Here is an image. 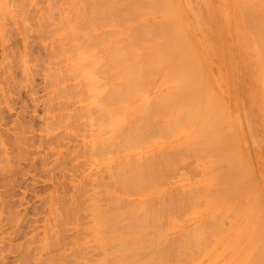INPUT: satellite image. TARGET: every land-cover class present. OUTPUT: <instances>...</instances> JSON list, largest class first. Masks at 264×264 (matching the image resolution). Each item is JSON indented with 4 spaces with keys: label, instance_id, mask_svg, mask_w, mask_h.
Masks as SVG:
<instances>
[{
    "label": "rangeland",
    "instance_id": "obj_1",
    "mask_svg": "<svg viewBox=\"0 0 264 264\" xmlns=\"http://www.w3.org/2000/svg\"><path fill=\"white\" fill-rule=\"evenodd\" d=\"M51 1L0 0V264H101V260L104 257L110 264H144L145 262H142L144 259H149L152 264H160L163 261L158 259L155 262L157 258L148 255L147 251H142L140 256L132 255L129 250H124L121 245H117L118 242L113 238L115 232V236H117V233L122 234H120V238L123 235L127 238L129 237V239L123 238L125 242L133 241L134 236L131 233L127 234L128 225L133 221L128 216L137 207L141 208V206H144L145 204L142 202L145 201L148 204L147 202L149 201L150 203L153 198V202L158 199V202L157 200L155 201L157 204L161 200L165 202L166 206L162 217L164 222L161 219L162 223H159L158 225L160 226L157 225L158 227L154 223V225H149L151 231L154 232L155 229L160 227L162 233L159 234L160 236L154 233L152 238L155 237L154 239L158 240L160 237L158 242H168V247H173L175 253L177 252L175 260L173 259L171 262L167 260L163 263L264 264V165L257 160V151H259L260 146L264 155V144L261 143L264 140L262 137L264 136V86L260 77L262 70L261 21L264 0H137L138 2L135 1L134 3L138 5L141 3V6L146 4L151 6L146 10L147 6L143 8L140 6L139 8L134 4L139 14L134 13L136 11L133 12L136 9L133 7L134 0H119L116 1L117 3L114 0L116 4L111 2L113 0H101V2L96 0V4L99 3L100 7H96L95 0H92L91 3L89 0L87 3L81 0L82 3L78 2L79 6L72 7V10L69 11L70 15L66 14L68 13L66 6L69 7L71 5L69 2L68 4L66 3L68 0L64 2L59 0L62 1V4L61 2H59L60 4L57 3L58 0H54L53 4L57 6V9L54 7L52 14L55 15V19L53 15L52 17L48 14V12H51V5H53ZM80 6L82 8L87 6L86 8L88 9H80ZM47 8L50 11L45 13L48 10ZM119 8L125 10L120 14ZM141 8H145L144 10L147 12L145 13L144 10L140 12ZM89 9L90 14L87 12ZM83 10L84 12H82ZM129 10L133 14L129 13ZM72 12L75 13V16L72 15ZM123 12L124 14L128 13L132 18L127 19L128 21H121L124 19ZM80 13L89 14V19L86 17L87 15H78ZM48 15L49 18H53V20L49 19L50 21H55L54 23L51 22L53 25L47 23L50 22ZM68 15V20L71 23L67 21L68 24H65L67 23L65 22L66 18L63 20L62 16L66 17ZM92 15L98 16V18L92 20ZM119 15L123 16L121 20ZM77 16L80 23L79 26H81L78 27H83L85 28L83 31L86 30L88 32V34L83 35L84 37L79 35L80 38L79 40L77 39L78 41L80 39L84 41L87 38L85 44L83 42L81 44L85 45L87 50L90 51L89 54L84 53L89 58V62L86 63L88 67L86 70L82 69L83 71L81 72H75H79L78 78L76 74H73L75 75L73 76L74 78L70 75L71 77L68 76L70 79L66 80V78H63L64 81H62L63 79L60 77L61 81H58L59 79H56V81L53 75L51 77V74L59 68L67 66L72 61L74 62L69 65H72L71 72L76 70L78 65L85 68L87 66H84V63L83 66L81 64L73 65L76 62L82 63L83 57L87 59V56L81 52L83 48L79 46L82 48L79 50L80 48L78 49V46L74 45L77 40H71V43H69L70 41L68 42L69 44L73 43L74 47L71 45L72 48L69 45L61 47V44L57 41L58 39L63 40L64 37L62 38V36L67 31L69 33L70 29H73L74 26L72 24L75 23ZM57 17H60L58 19L61 20L56 22ZM126 17L128 18V15ZM204 18L210 19L207 28L203 27V25L208 24L203 22ZM84 20L86 22L83 23ZM63 21L64 24H62ZM148 23L151 27H148ZM57 24L68 27L63 26L66 28L61 30L60 27L58 29ZM71 26L72 28L69 29ZM138 29L140 30L138 31ZM142 29L148 32L151 31L152 36L149 33L147 37L145 35L147 32L143 34ZM62 31L63 33L61 34L63 35L60 34ZM80 31H75L76 33L71 31L72 35L69 36V40L70 37L76 38L78 36L77 32ZM60 35L61 37H57ZM92 35L97 37L93 36L94 39H88L90 37L87 36ZM147 39H153L154 42L151 40L152 42L150 41V43ZM168 41H171V50L168 48ZM62 42L64 43L65 41ZM88 42L91 43V47ZM68 43L65 42L64 44ZM88 44L90 48H88ZM165 44L167 45L165 46ZM127 47L130 48L127 49ZM173 48L174 50L176 49L177 55ZM68 49L72 51L70 52L72 55H69ZM118 49L121 50L117 51ZM75 50L77 51L75 52ZM169 50L170 53L174 52L175 55L169 54ZM94 54L96 55L94 58L98 60H96L97 62L93 59ZM138 54L139 56L137 57ZM158 54L164 60L156 58L155 56ZM81 55L84 56L81 57ZM123 55L124 58H122ZM68 56H71L69 57L70 62L68 61ZM153 58L157 60H155L156 64L155 61L153 64L151 63ZM87 61L85 60L84 62ZM94 63H96L95 66L99 65V74L96 71L91 72L92 69L89 66L93 68ZM175 65L183 70L182 75L185 78L186 74L184 72H187V74L191 73L192 77L196 75L198 76L197 79H201V84L200 81L199 84L202 86L199 87L197 86L198 81H194L196 76L192 78L197 92L199 91L197 87L198 89L200 88L198 93L195 89L192 90L191 87L193 85L190 86L192 84V80H189L191 77L189 79L186 78L191 84L188 85L187 81V84L185 83V85L190 87H188L189 89L185 85L186 88L180 86V84L183 85L185 82V78H183L184 81H180L182 80L180 75H178V78L176 77L177 79H170V81L165 79L166 73L169 71L173 75L180 72L178 68H175ZM95 66L93 70L97 68ZM177 70L179 71L178 73L175 72ZM84 74L87 75L83 76ZM92 74H96L97 78L100 75L101 78L99 77V79L102 82L100 87L102 88L98 86L100 83L99 79L96 81L97 85L92 83L93 85L90 84V87H88L89 82H92ZM96 76L93 79H96ZM172 78H175V76ZM178 79L181 82L179 84L176 83ZM66 86L69 89L68 93L65 90ZM170 86L175 90V92L173 91V99L172 90L169 93ZM112 87L114 88L112 89ZM92 88L97 89V92L99 91L98 94H94L96 96L93 95L94 89ZM111 89L112 91L115 89L117 92H110L109 90ZM185 89L190 94L196 92L199 95L196 98L203 100V107L201 106V101L198 100L199 102H196L195 96H193V100H196V103H200L198 105L201 109H199L197 104L198 110L194 109V102L191 103L193 107L191 108L188 100H192V96L187 97L189 94H186ZM211 89L212 91H210ZM170 96L171 98L169 99ZM166 97L175 101L174 106H170L173 103L162 105L163 102H169ZM160 100L162 104H160L161 102L159 103ZM99 104L103 106V109L100 108ZM95 105L99 110L98 113H104L106 119L103 118L104 116H99L96 111V115L92 112ZM206 106L212 110L210 111L211 113L207 112L209 110ZM204 107L207 110L201 112L211 114L210 116L214 119L204 113L206 115L204 116L206 118L210 117V121H212L211 124L205 119V124L208 127L211 126V131L209 132L207 125L205 128L209 134L214 131L217 135H222L219 139L215 137L219 145L214 144L215 140L213 139L215 138L213 137L212 139V136L216 134L213 135V132L211 133L212 136L210 134V138H206L203 136L204 133L202 134L204 138H201L204 142L200 139L199 135L202 130L204 132L203 127H200L205 124L200 127H193L201 124L198 123L201 118L198 116L203 115L200 110H205ZM191 109L195 111L193 112ZM184 110L186 111L185 114H188L186 118L183 117ZM72 113L76 115L73 118L71 117ZM75 113H79V115ZM97 115L103 118L99 119L100 121L102 120L101 123L104 125L95 123V121L97 123L100 122L96 120L98 118ZM181 115L182 117L180 118ZM122 116L126 117V120ZM194 116L195 118H193ZM70 117L71 120L69 119ZM113 117L114 119L117 118L115 123L113 122ZM214 117H216L217 121L219 120L220 125L219 123L216 125L217 122L213 123L215 121ZM122 118L124 119L122 122L125 124L121 123ZM202 118L200 122L204 123L205 121L203 122ZM104 119L105 121L103 122ZM110 119H113L111 121L114 124L111 123ZM118 119L120 121V124L117 122L119 128L117 126L115 128L114 125H116ZM162 121L167 126L166 129L163 127L164 124L158 127V130L160 129L161 131L159 133L163 135L157 133L155 127L151 126L153 130L156 129L154 132L148 129L149 125L163 123ZM107 124H110L112 129L109 126L107 128ZM214 124L215 127H212ZM169 125L175 126L171 127L174 128V132L172 130L173 133L170 131L172 133H170L171 136L167 130V128H170L168 127ZM217 126H219L218 130ZM162 128L166 130V135L165 132H162L164 131ZM190 128H192L191 131L193 130L192 133L198 132L197 128H199L201 132L196 134L199 137H196L195 133L192 135L191 131H189ZM100 129L104 131L111 129V132H116L111 136L108 134L109 132L106 133L105 131L104 133L106 134L103 135V131ZM123 130L139 133V135L136 134V137H139L137 142H133L134 144L131 142V139L133 141L137 139L134 138L135 134H133L134 137L130 138L129 135L132 133L130 132L126 136L128 133L125 131L126 134L124 135ZM176 130L178 131L176 132ZM218 131H225V133L218 134L221 133ZM121 132L123 133L122 135ZM107 134L112 138L109 141H112V145L116 142L119 143V135L121 136V141L123 138V141L120 142L121 145H124L125 143L123 142H126V140H129L130 144H128V141L124 146H119L120 143H116L115 145H118L116 149H119V151H116L112 146L111 149H103L104 152H102L99 148L108 146L106 145L108 142L104 140L109 137ZM140 135L143 136L142 139H140ZM123 136L127 137V139ZM195 137L199 138L202 143L207 142L208 145L205 144L207 146L205 149H208L209 145L213 146V148L209 147V151L203 150V144ZM116 138H118V141ZM208 139H212L211 143L213 144L208 143L210 142V140L207 141ZM93 140L98 143V146V141H100V144H106L99 147L92 146ZM196 142L201 143L202 148ZM111 144L109 145L110 147ZM113 149L115 150L114 152L111 151ZM123 149L125 151H122ZM108 150L112 153L108 152L109 156H107ZM118 152L120 155H113V153ZM172 152L174 156L177 155V152L180 156H173L176 158L174 159L171 156L173 155L171 154ZM162 154L166 160L161 157ZM181 154L184 155L182 156ZM135 156H139L138 158L142 159L143 171H145L146 165L152 164L153 166L154 163H157L158 165H154L153 169L161 164L162 167L161 165L160 167L164 168V170L162 172L159 167L158 169L161 171L159 173L163 175L165 171L166 174V167L163 166H167V168L169 167L168 174L166 176L163 175V179V177L158 176L157 168L156 172L155 169L153 170L148 165L146 169H149L147 171L149 181H146L140 187L141 190H143V186L144 188H147V186L150 188L143 190L144 192L140 188H136L137 186L135 187L136 190L138 189L137 191L135 190L136 193L131 192L125 186L119 188L121 191L122 189L123 191L126 188L128 189V191L125 190L124 192H121L118 188L112 189L111 184L108 186V181H110L112 175H110L111 173H106L121 165L117 164L118 161L120 162L117 159L120 157L121 161L124 159L125 165L126 163L130 165L125 161L131 160ZM222 157H226L225 159L228 160ZM146 158H150L152 162L145 161ZM161 158L169 164H163L165 162ZM218 160L220 161L217 162ZM123 161L122 164H124ZM169 161L171 163L172 161L173 163L177 162L171 165ZM226 161H231L232 163L228 162L227 166V164L225 165ZM233 162H235L233 166L239 163L237 171L238 169L241 172L243 171L240 174V172L235 170L237 166L235 168L231 166V169L232 167L234 168L231 171L237 173V175L235 174L236 179L232 173L229 172L230 174H228L230 169L228 167ZM216 163H219V165H216ZM103 164L105 165V170L103 169ZM137 167L136 165L134 167L129 166V168L133 169L132 172L142 169L140 164ZM129 168H125V170H131ZM186 170L192 172V174L188 171L185 172ZM132 172L130 171V173ZM231 174L232 176L230 177L234 178H232L233 181H238L242 177L239 180L242 182L244 178L243 185L241 183L242 186L239 185L238 181L237 185L241 186V190H238L236 181H229L225 177L228 183H234L232 185L239 192L234 187L229 188V186L232 187L231 183L227 184L225 180L223 181L224 176ZM104 175L107 181L106 178L102 177ZM218 176L222 178L223 182L220 181L221 179ZM100 177H102V180L104 179L103 182L107 185L105 186L106 188L98 186L99 181H102ZM231 178L230 180H232ZM216 180L220 181L221 184L218 182L219 186ZM221 185L226 186L221 187ZM162 187L167 195L166 197L169 198L168 202H166L167 198L164 197L165 194L162 196L164 199L159 195ZM226 187L230 189L229 191L233 192L235 190L239 197L235 193H230L227 189L224 190L232 194V199L230 197L226 199L230 195L227 192L225 193V191L226 195H224H228L227 197L219 196L221 195L219 192L223 193V188ZM174 188L177 189H175L176 192L178 191L177 194L181 192L180 194L184 195H180L179 199L176 194L175 196L174 194L168 196V194H172L169 191L171 189L173 191ZM214 188L216 190L220 188L222 192H218V190L215 192ZM175 191L174 193H176ZM206 194H208V197H206ZM247 194L252 196L247 197V199L250 198L249 200L245 198ZM112 195H115L117 199H123L121 202L126 203L125 207H123L124 204L121 206L122 203L118 206L120 215H117L119 214L118 211L114 212V214L117 213L115 214L117 220L126 217L129 213L127 217L131 221L129 220L127 224L125 221L126 217L124 221H122L123 219L120 223L119 221H114L116 225H110L102 229L104 243L101 245L100 243L103 241H99L97 239L98 235L95 236L92 233L96 225L93 224V216L101 214L107 217V215L112 214L111 212L115 209V202L111 200ZM118 195L120 196L118 197ZM172 196L173 198L176 197L178 201H175ZM184 197L193 198L194 201L191 202L196 203L197 201L196 205L194 203V207L190 206L192 203L189 202V198L187 200ZM244 198L247 200H245L246 202L242 201ZM56 199L58 201L57 204ZM72 199L74 200L72 201ZM66 201L69 202V205L75 211L72 213V217L70 214L69 220H65V222L63 219H65L64 215L67 213L65 212L66 214H64V210L61 209L68 204L65 203ZM177 202L183 204L182 207L178 208L179 204ZM222 202L224 203L222 204ZM64 203L66 205H63ZM130 204L133 205L129 207ZM157 204L152 203V205ZM240 205H243V208H240ZM189 206L190 210L187 209ZM234 207H236L235 210ZM121 209L123 210L122 212L120 211ZM177 209L183 210V213L178 212ZM57 211L64 216L61 219L63 224L60 226H58L56 220L58 217L53 214ZM202 213L205 214L203 215L204 217ZM219 214L220 217L216 216ZM58 216L60 218V215ZM205 218L207 220L214 219L213 224L217 222L215 221L218 220L217 218H220V221L218 220L217 222V228L216 224H211V227L213 225L215 228L211 230L210 223L212 220L209 221V226H207ZM258 218H260V221ZM200 222L202 224L206 223V228L204 227L205 224L202 225ZM199 223L201 226H199ZM195 226L198 227L194 229ZM51 227H55L54 229L59 234V242L54 247L47 245V239L49 238L50 240L51 234L53 235L54 233L52 231L53 233L51 232L50 234ZM190 228H193L194 231L200 228L199 232L201 231V238H203H195L198 236L194 235L197 234L196 232L191 235L193 229L191 230ZM118 230L121 231L119 232ZM261 230L262 233H260ZM130 231L131 229L128 230V232ZM189 231L190 233H188ZM212 231L213 233L215 231L218 233L215 232L216 235H213ZM182 232L183 235L188 234L187 237L188 241L191 240L190 242H192V239L189 235L193 236L195 241L191 244L192 246L196 244L198 247L194 246L193 250L189 249L192 246H190V242L185 243V238L184 240L181 239ZM164 236L166 237L164 238ZM196 240H201V243L205 242L207 245L205 244L201 247L199 241L196 242ZM183 241L188 246V249L186 246L184 247ZM163 244L165 246V243ZM142 246L136 245L134 248L139 249ZM56 247L57 249H55ZM165 247H167V243ZM195 247H197V251L198 248L201 249L197 252ZM187 250H189L188 254ZM193 254L196 256H193ZM62 255L65 261L60 262L57 259L62 257ZM145 264L150 263L146 262Z\"/></svg>",
    "mask_w": 264,
    "mask_h": 264
},
{
    "label": "bare ground",
    "instance_id": "obj_2",
    "mask_svg": "<svg viewBox=\"0 0 264 264\" xmlns=\"http://www.w3.org/2000/svg\"><path fill=\"white\" fill-rule=\"evenodd\" d=\"M56 1H57V0H56ZM56 1H55V3H56ZM64 1H66V0H63V2H64ZM79 1H80V3H82L81 0H71V2H70V0L66 1L67 4H68V2H69V4L71 3V5H70L69 7L66 6V8H68V9H67L68 13H66V14H69V11L72 10V7L74 8L75 6H79V3H78ZM84 1H85L86 3L88 2V0H84ZM84 1H83V2H84ZM97 1H100V2H101V0H97ZM97 1L95 0V4H96ZM116 1H119V0H115V2H116ZM135 1L138 2L137 0H134V1H133V7H134V9L136 8L135 10H133V12L136 11V12H134V13L139 14V12L137 11V7H135L134 4L140 8L141 3L139 2L140 5H138V4L134 3ZM53 2H54V0L51 1L52 4H53ZM59 2H61V4H62V1H59V0H58L57 3H59ZM85 2H84V4H85ZM89 2L91 3L92 0H89ZM93 2H94V1H93ZM111 2L115 3L114 0L111 1ZM66 3H65V4H66ZM72 3H73V4H72ZM116 3H117V2H116ZM116 3H115V4H116ZM59 4H60V3H59ZM67 4H66V5H67ZM98 4H99V3L96 4V7L99 6ZM100 5H101V4H100ZM131 5H132V4H131ZM51 6H52V7L50 8L51 12H50V13L48 12V14H49L50 16L53 15L54 17H53V16H52V17L55 19V15L52 14V12H53L52 10H54V7L56 8L57 6L54 5V4L51 5ZM81 6H82V5H81ZM81 6H80V7H81ZM144 6H147V4H146V5H143V6H141V7L143 8ZM80 7H79V8H80ZM86 7H87V6H86ZM86 7L84 6L83 8H86ZM99 7H100V6H99ZM126 7H127V6H126ZM147 7H148V8L145 7L146 10L149 9V7H151V6L148 4ZM66 8L64 7V10H65ZM83 8L81 7L80 9H83ZM91 8H92V7H91ZM142 8L140 9V12H141V10H144V9H145V8H144V9H142ZM47 9H48V10H46L45 13H47V11H50L49 8H47ZM56 9H57V8H56ZM86 9H88V8H86ZM73 10H74V9H73ZM77 10H78V7H77ZM77 10H75V11H77ZM117 10H118V9H117ZM124 10H125V9H124ZM124 10H122L121 8H119L120 14H121V12L124 11ZM62 11H63V10H62ZM65 11H66V10H65ZM63 12H64V11H63ZM63 12H62V14H64ZM82 12H84V10H83ZM85 12H86V11H85ZM87 12H89V14H90V9H89V11H87ZM87 12H86V13H87ZM126 12H127V11H126ZM128 12L133 14V12H132L131 10H129ZM144 12L146 13L147 11L144 10ZM72 13H73V12H72ZM62 14H59V15H62ZM74 14H75V13H73L72 15H74ZM89 14H88V15H89ZM126 14L128 15V18L126 17V16H127ZM49 15L47 16V17H48V20H49V19L53 20L52 17L49 18ZM69 15H70V14H69ZM69 15L66 16V17H63L64 15L62 16V18H64L63 20H65V18H66V21H65V22L69 21V20H68ZM78 15L86 16L87 14H85V13H84V14H83V13H80V14H78ZM88 15H87L86 17H88ZM96 15H97V14H96ZM99 15H101V14H99ZM134 15H135V14H134ZM45 16H46V14H45ZM74 16H75V15H74ZM74 16H73V17H74ZM92 16H93V15H92ZM92 16H91V19L93 18L92 20H94V19L96 20V19L98 18V16H93V17H92ZM119 16H120V15H119ZM123 16H124V19H125V20H124V19L121 20ZM123 16H120V17H119L121 21H128L130 18H132V17L129 16L128 13H125V14H124V12H123ZM60 17H61V16H60ZM60 17H57L56 22L59 20L58 18H60ZM76 18H77V19H76L77 21L75 20V23H74L76 26H75L74 24H72V26H74V27H73L74 30H73V29H70V28H72V26L69 27V29L72 31V33H73V31H74V33H76L75 31H80V29H81V31H83V30L85 29V28H83V27H82L83 29H82V28H79V27H81V26H79L80 23H79V21H78V20H79V19H78V16H77ZM79 18H80V17H79ZM83 18H84V17H83ZM46 19H47V18H46ZM70 19H71V16H70ZM73 19H74V18H73ZM86 19H87V18H86ZM88 19H89V17H88ZM91 19H90V20H91ZM127 19H128V20H127ZM48 20H47V21H48ZM60 20H61V19H60ZM60 20H59V21H60ZM90 20H89V21H90ZM92 20H91V21H92ZM49 21H50V20H49ZM209 21H210V19H208V18L205 19V18H204V19H203V22H204V23L207 22L208 24H207V25H206V24L203 25V27L207 28L208 25H209ZM51 22L54 23L55 21H54V22H53V21H50V22H47V23H48V24L50 23V25H53ZM69 22H70V21H69ZM84 22H86V21L84 20L83 23H84ZM203 22H202V23H203ZM70 23H71V22H70ZM70 23H69V24H70ZM62 24H64V21L62 22ZM62 24H61V25H60V24H57L58 29H59V27H60L61 30H62V28H63V30H64V28L68 27V26H66V25H62ZM65 24H68V22L65 23ZM148 25H149V23H148ZM63 26H66V27H63ZM69 26H70V25H69ZM78 26H79V27H78ZM77 27L79 28V30H78ZM143 27L145 28V26H143ZM146 27H147V26H146ZM148 27H151V26L149 25ZM140 28H141V27H140ZM58 29H57V31H58ZM145 29H146V28H145ZM61 30H59V31H61ZM65 30H66V29H65ZM139 30H140V29H138V31H139ZM142 30H143V29H142ZM142 30H141V31H142ZM71 31H70L69 33H68V31H67V33H65L66 35L64 34L65 36H64L63 34H61V33H63V31L60 32V34L63 35L62 38L64 37L63 40H59V39L57 38V39H58L57 41H59L58 43L61 44L60 46L63 47L64 45H69V46L71 47V45H72V46L74 47V45H77V46H78V49L80 48L79 46H81L83 49H85V51H83L82 48H80L79 50L82 49L81 52H82L83 54H84V53L89 54L90 51H88V50H87V47H86L85 45H83V44H85V41L87 40V38H85L84 41H82V39H80L81 42L78 41L79 38H80L79 35H81V37H84L83 35L88 34V32H87L86 30H85L86 32H85V31H83V32H81V31H80V32H77V33H78V34H77L78 36H77L76 38H75V37H70V40H69V36L72 35ZM141 31H140V32H141ZM84 32H85V33H84ZM142 32H143V34H144L145 32H147V33L145 34V35H147V37H148V34H149V33L151 34V31L148 32L147 30H146V31L143 30ZM80 33H81V34H80ZM83 33H84V34H83ZM56 34H57V33H56ZM140 34H141V33H140ZM61 35H60V36H57V37H61ZM66 36H67V37H66ZM73 36H74V35H73ZM75 36H76V34H75ZM93 36H96V35L87 36V37H90V38H88V39H91V38L94 39ZM151 36H152V34H151ZM96 37H97V36H96ZM96 37H95V38H96ZM147 37H146V38H147ZM149 37H150V36H149ZM153 37H154V36H153ZM67 38H68V40L66 41ZM71 38H73V39H71ZM74 38H75V39H74ZM64 39H65V40H64ZM77 39H78V40H77ZM153 39H154V38H153ZM153 39H150V40L147 39V40H149L148 42H150L151 40L154 42ZM71 40H72V41H73V40H77V41H75L76 44H74V45H73V43H72V44H69V43H71ZM62 41H65V42H67V43H68L69 41H70V42H69L68 44H64L65 42L63 43ZM152 41H151V42H152ZM60 42H61V43H60ZM79 42H80V44H79ZM82 42H83V44H81ZM151 42H150V43H151ZM77 43H78V44H77ZM88 43H90V42H88ZM150 43H149V44H150ZM165 43H166V42H165ZM168 43H169V44H168ZM167 44L169 45L168 48L170 49V48L172 47V46L170 47L171 41H168ZM167 44H165V46H166ZM150 45H151V44H150ZM172 45H174V44L172 43ZM83 46H84V47H83ZM75 47H76V46H75ZM90 47H91V43H90ZM90 47H89V44H88V48H90ZM173 47H175V46H173ZM71 48H72V47H71ZM128 48H130V47H127V49H128ZM168 48H167V49H168ZM120 50H121V49H118L117 51H120ZM129 50H130V49H129ZM154 50H155V49H154ZM170 50H171V49H170ZM170 50H169V54L175 55V54L177 53V51H175L176 49L174 50V48H173V50H174L175 54H174V52L170 53ZM173 50H172V51H173ZM68 51H69V55H72V54H70V52H72V51H70L69 49H68ZM68 51H67V52H68ZM76 51H77V50H75V52H76ZM93 51H94V50H93ZM78 52H79V51H78ZM261 52H262V62H261L262 70H261V76H260V77L262 78L263 86H264V7H263L262 21H261ZM154 53H155V52H154ZM76 54H79V53H76ZM177 54H178V53H177ZM177 54H176V55H177ZM84 55H85V54H84ZM84 55H81V57H83ZM124 55H125V54H124ZM124 55L122 56V58H124ZM158 55H159V54H158ZM158 55L155 56V57H156V58L158 57V58L164 60V58L161 57V55H159V56H158ZM165 55H166V54H165ZM165 55H164V57H166ZM172 55H171V56H172ZM76 56H77V55H76ZM79 56H80V55H79ZM85 56H87V55H85ZM89 56H90V55H89ZM94 56H96V55H95V54L93 55V59H95V61H96L97 58H94ZM133 56H134V55H133ZM138 56H139V54L137 55V57H138ZM147 56H148V55H147ZM69 57H71V56H68V61L70 62V58H69ZM66 58H67V57H66ZM85 58H86V57H85ZM85 58L83 57V62H82V63H78V62H76V64L73 63V65L81 64V66H83V63H84V66H86V65H87L86 63L89 62V58H88V56H87V59H85ZM78 59H79V57H78ZM84 59H85L86 61H87V60H88V61H87V62H84V61H85ZM73 60H74V58H73ZM155 60H156V59L153 58V61H151V63L153 64V62H154ZM166 60H167V58H166ZM80 61H81V60H80ZM97 61H98V60H97ZM97 61H96V62H97ZM156 61H157V60H156ZM156 61H155V64H156ZM69 62H68V63H69ZM72 62H74V61H72ZM72 62H71V63H72ZM71 63H70V64H71ZM70 64H67V66H63L64 68H63V67L59 68L57 71H55L54 73L51 74V77H52V75H53V78H54L55 80H56V79H59L60 77H61L62 79H63V78H66V80H67V79H70V78H68V76H69V77H71V76L73 77V76H75V75H73V74H76V77H77V75L79 74V72H78V73H75V72H77V71H80V72H81V71H83L82 69H85V70H86L87 67H88V65L86 66V68H85V67H80V65H78V66H76L77 69L74 70L73 72H71V71H72V67H71L72 65L69 66ZM95 64H96V63H94L93 65L95 66ZM94 66H93V68H94ZM65 67H66V68H65ZM74 67H75V66H74ZM79 67H80V68H79ZM89 67H90V69H92L91 72L96 71L97 74L100 73L99 65H98V66H95V68H96V67H97V68L94 69V70H93V68H91V66H89ZM175 68H176V69L178 68V70H179L180 72L177 70V71H175V72H176V73L179 72V73H178V74L175 73L176 75H173V73H171V72L169 71V72L166 73V77H165V79L170 81V79H177V78H178V75H180V77L182 78V80H180V81H181V82L184 81L183 78H185V76L182 75V74H183V70H182L181 68H180V69H181V70H180L179 67H177L176 65H175ZM65 69H66V70H65ZM74 69H75V68H74ZM78 69H81V70H78ZM90 69H89V70H90ZM97 69H98V70H97ZM181 72H182V73H181ZM70 73H72V74H70ZM168 73H169V74H168ZM170 73H171L173 76H175V78H172L173 76H172ZM180 73H181V74H180ZM64 74H65V75H64ZM184 74H186V78H188V79L191 77V79H189L190 81L192 80V78H195V76H196V75H193V77H192V74H191V73H188V74H187V72H186V73L184 72ZM189 74H191V75L189 76ZM59 75H60V76H59ZM61 75H62V76H61ZM70 75H71V76H70ZM81 75H82V74H81ZM85 75H87V74H84L83 76H85ZM92 75H93V77H92ZM92 75H90V76L92 77V78L90 77V78L92 79V80H91L92 82H91V83L89 82V86H88V87H90V84H92V83H96L95 85H97V82H96V81H98V79H99V77H100V75L98 76V78H97L96 74H92ZM167 75H169V76H167ZM170 75H171V76H170ZM64 76H65V77H64ZM95 76H96V79H97V80H96V79H93ZM55 77H58V78H55ZM76 77H75V78H76ZM81 77H82V76H81ZM86 77H88V76H86ZM86 77H85V78H86ZM167 77H168V79H167ZM169 77H170V78H169ZM176 77H177V78H176ZM199 77H200V76H199ZM53 78H52V80L54 81ZM61 78H60V79H61ZM73 78H74V77H73ZM77 78H78V77H77ZM82 78H83V77H82ZM90 78H89V79H90ZM100 78H101V77H100ZM181 78H180V79H181ZM186 78H185V82H184V84H183V85L180 84V86H183V87L187 86V88H188V87H189L188 85H190V84L192 83L190 86L193 85L191 88H192V90L195 89V91H196V87H194V86H196V85L193 84V80H192L191 83H190L189 80H186ZM197 78H198V76H196V78L194 79V81H196V82L198 81V84H199V81H200V84H201V79H197ZM60 79H59L58 81H61ZM71 79H72V78H71ZM86 79H87V78H86ZM196 79H197V80H196ZM93 80H95V81H93ZM56 81H57V80H56ZM62 81H64V79H63ZM100 81H101V79H99V82H100ZM180 81H179V79H178V82H176V83L179 84ZM186 81L188 82V85H185ZM166 82H167V81H166ZM181 82H180V83H181ZM176 83H174V84H176ZM100 84H102V82H100V83L98 84L99 87H100ZM167 84H168V82H167ZM186 84H187V83H186ZM195 84H196V83H195ZM198 84H197V86H199V87L202 86V85L200 86V84H199V85H198ZM92 85H93V84H92ZM92 85H91V86H92ZM184 85H185V86H184ZM178 86H179V85H178ZM79 87H80V86H79ZM64 88H65V87H64ZM67 88H68V87L66 86V88H65V90H67V92L65 91L66 93H68V91H69V89H67ZM100 88H102V87H100ZM113 88H114V87H112V89H113ZM169 88H170V89H169V93H171L170 90H172V93H173V94H172V99H173L175 90H173V87H172V86H170ZM171 88H172V89H171ZM185 88H186V87H185ZM189 88H190V87H189ZM189 88H188V89H189ZM92 89H94V88H92ZM92 89H91V90H92ZM112 89L109 90V91H110V92H113V91H114V92H117V91H115L116 88H115L113 91H112ZM175 89H176V88H175ZM95 90H96V91H95ZM116 90H117V89H116ZM176 90H177V89H176ZM185 90H186V94H187V93L189 94V95H187V97L191 95V96H192V98H191L192 100L194 99L193 96H195V99H197L196 97L199 96L197 93L200 91V88L198 89V87H197V90H199V91H198V92L196 91L197 93H196V92H195V93L193 92L194 95H193V93L190 94V92H187V89H185ZM190 90H191V89H190ZM109 91H108V95H109ZM120 91H121V89H120ZM173 91H174V92H173ZM210 91H212V89H211ZM213 91H214V89H213ZM98 92H99V91H98ZM98 92H97V89H94L93 95H94L95 93L98 94ZM200 93H201V92H200ZM196 94H197V95H196ZM94 96H96V95H94ZM191 96H190V97H191ZM190 97H189V98H190ZM166 98H167V100H169V99L171 98V96L169 97V99H168V97H166ZM166 98H165V101H166ZM189 98H188V99H189ZM86 99H88V98L86 97ZM109 99H110V96H109ZM172 99H171V100H172ZM202 99H203V98H202ZM171 100H169V102H168V101H166L165 103L163 102V104H162V101L160 100L159 103L161 102L160 104H162V105H165V104H166V105H169V103H170V104L173 103V105H170V106H174V102H175V101H173V100L171 101ZM174 100H175V99H174ZM192 100H190V99L188 100V101H190V102H189V105H190L192 102H194L193 104H194L195 106H193V107H194V109H197V110H198V108L196 107V104L198 105V104H200V103H196V102H199V101H201V100H199V98L197 99V101H196V100H193V101H192ZM198 100H199V101H198ZM88 101H89V100H88ZM88 101H87V102H88ZM163 101H164V100H163ZM195 101H196V102H195ZM167 102H168V103H167ZM202 102H203V100L201 101V103H202ZM88 103H89V102H88ZM99 105H100V104H99ZM162 105H161V106H162ZM202 105H203V103L201 104V106H202ZM100 106H101L100 108L103 107L102 105H100ZM170 106H169V107H170ZM203 106H204V105H203ZM203 106H202V107H203ZM95 107H96V108H95ZM95 107H94V111L92 110V112H93L94 114L97 112V114H98L99 116H101V117L104 116L103 118L106 119L105 114L100 112V114H101V115H100V114L98 113L99 110H98V108H97L96 105H95ZM164 107H166V106H164ZM193 107H192V104H191V108H193ZM198 107H199V105H198ZM206 107H207V106H206ZM206 107H204L205 110L202 109V110H200V112H201V111H206V110H207ZM66 108H67V107H66ZM100 108H99V109H100ZM167 108H168V107H167ZM170 108H171V107H170ZM170 108H169V109H170ZM207 108H208V107H207ZM95 109H96V110H95ZM102 109H103V108H102ZM199 109H201V108L199 107ZM97 110H98V111H97ZM159 110H160V108H159ZM159 110L157 109V111H159ZM164 110H165V109H164ZM170 110H171V109H170ZM170 110H169V111H170ZM174 110H175V108H174ZM178 110H179V109H178ZM178 110H177V111H178ZM191 110L193 111V109H191ZM208 110H209V111H207V112L212 111V110H210L209 108H208ZM95 111H96V112H95ZM100 111H101V110H100ZM162 111H163V109L161 110V113H162ZM172 111H173V110H172ZM194 111H195V110H194ZM194 111H193V112H194ZM170 112H171V111H170ZM188 112H189V111H188ZM188 112H187V113H188ZM196 112H197V111H196ZM207 112H204V113L206 114ZM185 113H186V111L184 110L183 117L186 118V117H188V114L186 115ZM198 113H199V112H198ZM201 113H203V112H201ZM204 113H203V115H201V116L199 115L198 117H201V118H202V116H203V118H204V119L202 118V121H203V122H204L205 119H206V121L208 120V121L211 123L212 121H210V120L213 119V117L210 116L211 114H209V113L206 114V115H208V116L211 117V119H210V117H207V118H206V117H205L206 115H205ZM210 113H211V112H210ZM75 114H78V115H79V113H75ZM181 114H182V113H181ZM213 114H214V113H213ZM95 115H96V114H95ZM98 115H97L98 118H96V120L100 121L99 118H101V117H99ZM204 115H205V116H204ZM74 116H76V115H74V114L72 113L71 117L73 118ZM195 116H196V115H195ZM195 116H194L193 118H195ZM214 116H215V115H214ZM55 117H56V116H55ZM71 117L69 118L70 120H71ZM120 117H121V116H120ZM120 117H119V118H120ZM122 117H123V116H122ZM181 117H182V115L180 116V118H181ZM56 118H57V117H56ZM103 118H101V119H103ZM123 118H125V120H126V117H123ZM123 118L121 119V123H122V124H125L124 122H122V120L124 121ZM175 118H176V117H175ZM201 118H200L199 121H198V123H201L200 125H195V126H193L192 124H191V125H192L193 127H196V126L200 127L201 125L205 124L206 121H205L204 123L200 122V121H201ZM208 118H209V119H208ZM214 118H215V121H214L213 123L217 122L216 125H218L219 120L217 121L216 117H214ZM57 119H58V118H57ZM69 119H67V120L70 121ZM105 119L103 120V122L105 121ZM113 119H114V117H113ZM113 119H110V121H111V120L113 121ZM116 119H117V118H116ZM116 119H114V121H113L114 123H115V120H116ZM178 119H179V118H178ZM54 120H55V118H54ZM186 120H187V119H186ZM192 120H194V119H192ZM195 120H196V119H195ZM213 120H214V119H213ZM57 121H58V120H57ZM101 121H102V120H101ZM101 121L98 122V123L95 121V123H96V124H99V123H100V125H101V124H103V123H101ZM112 121H111V123H112ZM176 121H177V120H176ZM117 122H118V124H120L119 119L116 121V125H114L115 128H116V126H117V127L119 126V125H117ZM162 122H163V121H162ZM57 123H58V122H57ZM109 123H110V122H109ZM114 123H112V124H114ZM165 123H166V122H165ZM190 123H191V122H190ZM192 123H193V122H192ZM198 123H197V124H198ZM210 123H209V126H210ZM58 124H59V123H58ZM157 124H158V123L153 124L154 126H153L152 124H151V125L148 124V125H149L150 127H151V126H152V127H155V128L157 129V133H159V132H161V131H160V129L158 130V127H160L159 125L164 124V122H163V123H159L158 126H157ZM176 124H177V123H176ZM211 124H212V123H211ZM103 125H104V124H103ZM103 125H102V127L104 128ZM155 125H156L157 127H156ZM206 125H207V124H205L204 126H201V127H200V128L203 127V129H204V132H203V130H202V133H201V134H200V132H201L200 129L197 128V129L199 130L198 132H199V134H200L199 136H200V139H201V140H203L202 138H204V137H206V138H207V137L210 138L209 136H210V134H211L212 132H213V135L216 134V135H214V136H212V134H211L212 139H213V137H214V138H215V137H216V138L218 137V139H219V138L222 136V135H217V133H215L214 131H212L210 134L207 133L208 130H209V132L211 131V126L208 127V125H207V126H206ZM219 125H220V123H219ZM108 126L111 128L110 124H109V125H108V124L106 125L107 128H109ZM112 126H113V125H112ZM205 126L208 128V130L205 128ZM131 127H132V126H131ZM131 127H130V128H131ZM150 127H148V129H149V130L151 129V131H152L153 128H152V127L150 128ZM163 127H165V129H166L167 126L164 124ZM168 127L171 128V127H175V126H172V125L170 126V125H169ZM212 127H215V124H214V126H212ZM218 127H219V126H217V130H218ZM98 128H101V127H98ZM98 128H97V129H98ZM103 128H102V129H103ZM118 128H119V127H118ZM170 128H169V129L167 128V130L169 131L168 134L171 136V134L174 132V128H171V129H170ZM102 129H100V130H102ZM111 129H112V128H111ZM111 129H107V131H106V130H105V131H106V133L109 132L108 134L112 136V134L114 135V133H115L116 131H115V132H114V131L111 132V131H110ZM113 129H114V127H113ZM156 129H155V130H156ZM162 129H163V128H162ZM162 129H161V130H162ZM191 129H192V128H190L189 131H191ZM197 129H196V130H197ZM214 129H216V128H214ZM100 130H99V131H100ZM155 130H153V132H154ZM163 130H164V129H163ZM172 130H173V132H172ZM196 130H194V131H196ZM205 130H206V131H205ZM217 130H216V131H217ZM97 131H98V130H97ZM102 131H103V132H102ZM102 131H101V132L103 133V135H105V134H106V133H104L105 131H104V130H102ZM121 131H122V130H121ZM125 131H126V130H125ZM125 131L123 130L124 135H125L126 133H128L126 136H128L130 132L132 133V131H130V130H129V131H126V133H125ZM133 131H134V130H133ZM137 131H138V130H137ZM165 131H166V130H164V131H162V132H165ZM170 131H171L172 133H171ZM177 131H178V130H176V132H177ZM192 131H193V130H192ZM192 131H191V134H192V135H193V133H195V135L198 134V132H193V133H192ZM138 132H139V131H138ZM149 132H150V131H149ZM205 132H206V134H205ZM218 132H221V131H218ZM99 133H100V132H99ZM170 133H171V134H170ZM180 133H181V132H180ZM203 133H204L205 135H204ZM222 133H225V131H223V132H221V133H218V134H222ZM97 134H98V133H97ZM108 134H107V135H108ZM122 134H123V133L121 132V135H122ZM133 134H135V137L133 136ZM136 134H137L136 132H135V133L133 132L131 135H129L130 138H131V137H134L135 139L137 138V139L134 140V141H133V139H131L132 141H131V140H130V141H131L132 143H133V142H134V143L137 142V140H138V138H139V137H136L137 135H139V133H138L137 135H136ZM140 134H141V133H140ZM159 134H160V133H159ZM178 134H179V133H178ZM202 134H203L204 137H202ZM208 134H209V135H208ZM107 135H106V137H107ZM109 135H108V136H109ZM160 135H163V134L161 133ZM165 135H166V132H165ZM165 135H164V137H165ZM174 135H175V134H174ZM195 135H194V136H195ZM207 135H208V136H207ZM96 136H98V135H96ZM111 136H109L110 138L107 137V138L109 139L108 141H107V138L104 139L106 142H108V144H106V143H102V144H100V141H98V142H99V146H100V145L102 146L103 144H106V145L109 146V145L112 143V141L109 142L110 140H112ZM140 136H141L140 139H142L143 136H142V135H140ZM199 136L196 135V137H199ZM123 137H124V136H123ZM173 137H174V136H173ZM176 137H177V135H176ZM196 137H195V138H196ZM201 137H202V138H201ZM262 137L264 138V136H262ZM118 138H119V143L123 141V138H122V141L120 140V139H121V136H120V135H119ZM118 138H116L117 141H118ZM124 138L127 139V137H124ZM128 138H129V137H128ZM166 138H167V137H166ZM206 138H205V139H206ZM216 138L213 139V140H215V142H217V141H216ZM126 139H125V140H126ZM196 139L199 140V138H196ZM212 139H211V140H212ZM104 140H103V141H104ZM201 140H199V141L202 143ZM209 140H210V139H208L207 141H209ZM211 140H210V142H208V143L213 144V143H211ZM127 141L129 142V140H126V142H123V143H125L124 145H126ZM139 141H140V140H139ZM139 141H138V142H139ZM219 141H220V140H219ZM101 142H102V140H101ZM115 142H116V141H115ZM203 142H204V140H203ZM205 142H206V141H205ZM213 142H214V141H213ZM215 142H214V144L219 145L218 142H217V143H215ZM92 143H93L92 146H97V147H99V146H98V143L95 142L94 140H93ZM109 143H110V144H109ZM116 143H117V142H116ZM116 143H115V144H116ZM119 143H117V144H119ZM134 143H133V144H134ZM196 143H197V145L200 144L199 147H201L202 144H203L204 148L201 147L203 150H207V151H209V150H210L209 147H212V148H213V146L209 145V147H208L209 150H208L207 148L205 149V147H207V146H205V144L208 145L207 142H206V143H202V144L199 143V142H196ZM261 143L264 144V140H262ZM96 144H97V145H96ZM115 144H113V145L111 144V147H110V146H109V147L107 146L106 148L103 146V147L99 148V150L101 149V151L104 152L103 149H106V150H107L108 148L111 149L112 146H113L114 149H115L116 151H117V150L119 151V149H116V148H117L116 146H118V145H115ZM128 144H130V142H129ZM128 144H127V145H128ZM133 144H131V145H133ZM114 145H115V146H114ZM120 145H121V143L119 144V146H120ZM124 145H121V146H124ZM131 147H132V146H131ZM118 148H119V147H118ZM212 148H211V149H212ZM114 149L111 150V151L114 152V151H115ZM181 149H182V148H181ZM111 151L108 150V151H107V154H108V152L110 153ZM122 151H125V150L123 149ZM174 151H175V150H174ZM176 151H177V150H176ZM207 151H206V152H207ZM262 151H263V149H262L261 146H260V147H259V151H257V152H258V153H257V155H258L257 160H258V162H260L262 165H264V155H263ZM181 152H182V151H181ZM181 152H179V153H181ZM107 154H106V155H107ZM110 154H112V153H110ZM114 154H117V155H118L119 152H118V153H113V155H114ZM171 154H173V152H172ZM176 154L180 156V154H178V152H177ZM103 155H104V153H103ZM119 155H120V154H119ZM177 155H175V156L177 157ZM181 155L183 156L184 154H181ZM107 156H109V154H108ZM115 156H116V155H115ZM124 156H125V155H124ZM126 156H127V155H126ZM160 156H161V155H160ZM171 156H172V158L175 157L174 154L171 155ZM173 156H174V157H173ZM223 156H224V155H223ZM138 157H139V156H137V157L135 156V158H133V159H131V160L128 159V161H127V160L125 161V162H128V163L131 165V167H132V166L134 167L135 165H136V167H137L138 164H140V165L142 166V169H141V170L138 169L136 172H135V171L132 172L133 169H132V168H129L130 165H128L127 163H126V165H125V163H124V161H123L124 159H122V161H123V163H124V164H122L121 158H120V157H119V158L117 157V158H118L117 161L120 160V162L118 161L117 164H121V165H120L119 167L116 166L112 171H109V173L104 172V173H106V174H110V173H111L110 175H112V177H111V179H110L111 183H110V181H108V182H109L108 186H110V184H111V188L114 189V190H115V188H118V189H119V188H122V187L125 186V187L129 188V189L131 190V192H133V193H136V191L138 190V189L136 190V188H140V190H141L140 185H144L146 181H149V174H147V171H148L149 169H146V168H148L147 166L149 165V167L151 166L152 169H153V166L156 165L157 163H154L153 166H152V164H148V165H146V166H145L146 168L144 169L145 171H143V167H144V165H142L143 163H141L142 159H141V158H138ZM161 157L164 158L163 154H162ZM216 157H218V156H216ZM231 157H232V156H231ZM231 157H228V158H231ZM233 157H234V156H233ZM235 157H236V156H235ZM113 158H114V157H113ZM113 158H112V159H113ZM178 158H179V157H178ZM180 158H181V157H180ZM222 158H224V157H222ZM225 158H226V157H225ZM225 158H224V159H225ZM159 159H160V158H159ZM174 159H176V158H174ZM218 159H219V158H218ZM220 159H221V158H220ZM161 160L164 161V160H166V158H164V160L161 158ZM225 160H228V159H225ZM232 160H233V159H232ZM112 161H113V160H112ZM145 161H150V162H152V160H151L150 158H148V159L146 158ZM219 161H220V160H218L217 162H219ZM221 161H222V159H221ZM134 162H135V163H134ZM164 162H165V161H164ZM169 162H170V161H169ZM175 162H177V161H175ZM175 162H174V163H175ZM228 162H231V161H226V162H225V165L227 164V166H228ZM236 162H237V160H236ZM239 162H240V159H239ZM166 163H168V162L166 161V162L163 163V164L166 165ZM174 163H173V161H172V163L170 162L171 165H173ZM231 163H232V162H231ZM133 164H135V165H133ZM168 164H169V163H168ZM222 164H224V163L222 162ZM229 164H230V163H229ZM234 164H235V162H233L232 165H231V164L229 165L228 169H229V168H230V169L228 170V174L232 173L233 176H234V178H235L236 175H237V173H235V171H231V170H233V169L237 166V167L235 168V170L237 171V168H238V166H239V163H236V164H238V165L233 166ZM240 164H241V163H240ZM157 165H158V164H157ZM157 165H156V166H157ZM160 165H161V164H160ZM160 165H159V167H160ZM216 165H219V163H218V164L216 163ZM220 165H221V164H220ZM104 166H105V165L103 164V169H104ZM106 166H107V165H106ZM231 166H233L234 168L232 167V169H231ZM159 167H156V168L158 169ZM161 167H162V165H161ZM161 167H160V168H161ZM163 167H166V169H165V170H167V173H166V174H168V168H169V167H168V168H167V166H163ZM185 167H186V166H185ZM240 167H241V165H240ZM240 167H239V168H240ZM125 168H129V169H131V170L127 171V170H125ZM137 168H138V167H137ZM156 168L154 167L155 171H156ZM170 168H171V166H170ZM181 168H182V167H181ZM218 168H219V167H218ZM106 169H107V168H106ZM154 169H153V170H154ZM182 169L184 170V168H182ZM185 169H187V168H185ZM216 169H217V168H216ZM242 169H243V168H242ZM104 170H105V169H104ZM163 170H164V168H161V171H162V172H163ZM183 170H182V171H183ZM212 170H213V169H212ZM214 170H215V168H214ZM130 171H131L132 173H130ZM142 171H143V172H142ZM157 171H158V173H159L160 169H158ZM157 171H156V172H157ZM161 171H160V172H161ZM169 171H171V170L169 169ZM174 171H175V170H174ZM174 171L172 172L173 175H174ZM182 171H180V172L183 173ZM187 171H188V170H186L185 172H187ZM188 172H190V171H188ZM229 172H230V173H229ZM237 172H240V174H242L243 171L241 172L240 169H238ZM169 173H170V172H169ZM172 173H171V175H172ZM190 173L192 174V172H190ZM155 174H156V173H155ZM159 174H160V175H159ZM159 174H158V176H160L161 178L163 177V179H164V176H166L165 171H164V173H163L164 176L161 175L162 173H159ZM226 174H227V173H226ZM232 174H231V175H226V176H224V177H223V178H224L223 181L225 180V181L227 182V184H230V183H231V182L228 183L227 179H228L229 181H232V182L236 181V180L233 181L234 178L232 177V178H233V179H232V178L230 177V176H232ZM235 174H236V175H235ZM110 175H109V177H110ZM171 175H169V176L171 177ZM173 175H172V176H173ZM169 176H168V177H169ZM241 176H242V175H241ZM102 177L106 178L105 175L102 176ZM102 177H100V180H102V179H101ZM218 177H219V176H218ZM218 177H216V178L218 179ZM225 177H226L227 179H226ZM228 177H230L232 180H230V178H228ZM216 178H215V179H216ZM241 178H242V177H240V178L238 179V181H239ZM89 179H90V178H89ZM215 179H214V180H215ZM219 179H221L220 181H222V178L219 177ZM235 179H236V178H235ZM86 180H88V179H86ZM92 180H93V179H92ZM94 180H95V179H94ZM96 180H97V179H96ZM98 180H99V179H98ZM103 181H104V179H103L102 181H99L98 186H104V187L107 186ZM106 181H107V178H106ZM106 181H105V182H106ZM216 181H217V180H216ZM220 181H217V185L220 183ZM223 181H222V182H223ZM238 181H236V185H237ZM243 181H244V178H243ZM243 181H242V182L239 181V185H241V183H242V185H243ZM108 182H106V183H108ZM163 182H165V181L163 180ZM163 182H162V183H163ZM218 182H219V183H218ZM158 183H159V182H158ZM183 184H184V183H183ZM220 184H221V183H220ZM222 184H224V183H222ZM227 184H226V185H227ZM232 184L234 185V183H231V184H230V185L232 186V187L229 186L230 189L234 187ZM217 185H216V186H217ZM226 185H225V186H226ZM242 185H241V186H242ZM136 186H137V187H136ZM145 186H147V185H145ZM160 186H161V185H160ZM218 186H219V185H218ZM225 186L221 185V187H225ZM227 186H228V185H227ZM237 186H238V185H237ZM241 186H240V187H241ZM244 186H246V185L244 184ZM135 187H136V188H135ZM240 187H239V186L237 187L238 190L240 189ZM105 188H106V187H105ZM127 188H126L125 190L128 191ZM142 188H143V190H145V189L148 188V186H147V188H144V186H143ZM149 188H150V187H149ZM149 188H148V189H149ZM179 188H180V187H179ZM194 188H195V187H194ZM235 188H236V187H234V189H235ZM237 188H236V190H237ZM175 189H176V188H174L173 191H172V189H171V190L169 189V190H170L169 192L172 193V194H168V196H171V195H173V194H174V196H175V194H176V195H177L176 197L179 199V196H180V195H182V196L184 195V194H180L181 192H180L179 194H177L178 191L176 192ZM224 189H227L228 191L230 190V189H228V187H226V188H223V193H220L219 191L222 192V189L220 190V188H219V190H218V188H217L219 194H221V195H219V194H218V195H219V196H222V195H223V197H227L228 195L225 196V195H226L225 193L227 192V194H229L230 196H228L226 199H229V197L232 199V197H231L232 194H230V193H235L236 191H235V190H233V192H232V191H229V192H230V193H229L228 191H225ZM247 189H248V188H247ZM77 190H79V189H77ZM119 190H120V189H119ZM125 190H124V191H125ZM132 190H133V191H132ZM135 190H136V191H135ZM140 190H139V191H140ZM143 190H141V191H143ZM159 190H160V189H159ZM176 190H177V189H176ZM181 190H182V189H181ZM207 190H209V189H207ZM213 190H214L215 192L217 191L216 188H214ZM238 190H237V192H239ZM240 190H241V189H240ZM120 191H121V190H120ZM120 191H119V193H120ZM122 191H123V189H122ZM122 191H121V192H122ZM124 191H123V192H124ZM171 191H172V192H171ZM174 191H175L176 193H174ZM195 191H196V190H195ZM197 191H198V190H197ZM214 191H213V192H214ZM224 191H225V193H224ZM143 192H144V191H143ZM157 192H158V191H157ZM166 192H167V191H166ZM196 193H197V192H196ZM240 193H241V192H240ZM120 194H122V193H120ZM147 194H148V193H147ZM147 194H146V195H147ZM149 194H150V193H149ZM164 194H165V191L163 190V187H162V188H161V192L159 193V195H160V197L162 198V196H163ZM208 194H209V193H208ZM208 194H206V195H207L206 197H208ZM224 194H225V195H224ZM235 194H236V193H235ZM238 194H239V193H238ZM139 195H140V194H139ZM215 195H216V194H215ZM236 195H237V194H236ZM247 195H248V194H247ZM247 195H245V196H246V197H245L246 199H247V197H249V196L252 197L251 195H248V196H247ZM77 196H78V194H77ZM119 196H120V195H118V197H119ZM147 196H148V195H147ZM166 196H167V195L165 194L164 197H166ZM198 196H199V195H198ZM216 196H217V195H216ZM219 196H218V197H219ZM237 196L239 197V195H237ZM78 197H79V196H78ZM78 197H76V198H78ZM164 197H163L162 199H164ZM176 197L173 198V196H172V198L175 199V201L177 200ZM218 197H217V198H218ZM242 197H243V196H242ZM166 198H167V199H166V202H168V199H169V198H168V197H166ZM184 198H185V199L187 198V200H188L189 197H184ZM214 198H215V197H214ZM245 198H244L242 201H245V200H246ZM153 199H154V198H153ZM153 199H151L152 202H151V200H150V203H149V201H148V202H147L148 204H146L145 201L142 202V203L145 204V205L142 204V205H144V206H141V208H140V207H137V208H139V209H137L136 207H134V208H136V210L132 211V212L130 213L129 216H128L129 213L127 214L128 217H130L131 219H133V221H131L130 218L128 219L127 216H126L127 218L124 217V218H126V220H125L124 218H122L123 220L120 219V218H119V220H117V217H115V216H116L115 214H117V213L114 214V212H116V211L119 210V207H118V206L122 203L121 200L123 201V199H121V198H120V199H117V197H116L115 195H112V196H111V200H112V202H115V209H114V211L111 212V213H112L111 215H109V216L107 215V217H104V216H102L101 214H95V215L93 216V219H94V222H95V223L93 222V224H96V225H95V227H94V230L92 229V230L94 231V232H92V233L95 234V236L98 235V236H97V239H98L99 241H101V240L103 241V240H104V235H103V233H102V229H105L107 226H110V225H116V223H115L114 221H116V222L119 221V223H120L121 220H122V221L125 220V221L127 222V224H128V223H129L128 221L130 220L131 223L129 224L130 227H129V225H128L127 234H130V233H131V234L134 236L133 241H126V242H125L124 239H123L124 237L127 238L125 235H123V236L120 238L119 236H121L122 234L120 233V234H121V235H120V234L117 233V236H115L116 233L114 232V234H113V238H115V241L118 242L117 245H121V246L123 247L124 250H129V253H132V255H134V256H140V255L142 254V251H147V254H148V255H150V256H155V257L157 258L155 262H157L158 259H161L163 262H165V261H167V260H168V262L173 261V259L175 260V258L177 257V254H176L177 252L175 253V250H174L173 247H168V246H169V245H168V242H165L164 240H163L164 242H158L160 237L158 238V240H157V239L155 240V239H154L155 237L152 238V236L154 235V233H155V235H159V234H162V233H161L160 227L157 228V229H155V230L153 229V230H154V232H153V231H151L149 225H152V224L154 223V224L157 226L159 223H160V224L162 223V222H161V219H162V217L164 216V211H165V206H166V205H165V202H164V201H161L160 199H159V200H160L161 202L159 201V203L157 204L158 199H156L157 202H155L156 200H154V202H155L157 205H152V203L155 204V203L153 202ZM233 199H234V198H233ZM249 199H250V198H249ZM249 199H247V200H249ZM73 200H74V199H72V201H73ZM170 200H171V199H170ZM189 200H190L189 202L194 201L193 198H191V197L189 198ZM196 200H197V199H196ZM247 200H246V201H247ZM55 201H56V204H57V203H58L57 199H56ZM116 201H117V202H116ZM124 201H125V200H124ZM146 201H147V200H146ZM177 201H178V200H177ZM180 201H181V199H180ZM200 201H201V200H200ZM228 201H229V200H228ZM228 201H227V202H228ZM246 201H245V202H246ZM251 201H252V200H251ZM76 202H77V201H76ZM126 202H127V200H126ZM129 202H130V200H129ZM133 202H134V201H133ZM171 202H172V201H171ZM187 202H188V201H187ZM205 202H206V201H205ZM207 202H209V201H207ZM65 203H68V204L66 205ZM65 203L63 204V205H66V206H64V208H62V209L59 208V209H61V210H64V211H63L64 214L67 213L66 215H64V216H65V219H63L64 216H62V215H63V214H62L63 212H62L61 210H60V212H61L62 215L59 214V211H57L56 213H53V214L55 215V217H58V218H59L58 215H60V218H59V219L56 218V220H57V222H58V223H57L58 226H60V225L63 224V220H64V221H65V220H66V221L69 220L70 216L72 217V213L75 211L74 208H73L72 206L69 205V202L66 201ZM74 203H75V201H74ZM134 203H135V202H134ZM177 203L179 204V205H178V206H179L178 208L182 207L183 204H181V203H179V202H177ZM191 203H192V204H191L190 206L194 207V205H196L197 201H196V203H195V202H191ZM194 203H195V204H194ZM199 203H200V202H199ZM223 203H224V202H222V204H223ZM225 203H226V202H225ZM123 204H124V206H123ZM125 204H126V203L123 202L121 206L125 207ZM189 204H190V203H189ZM189 204H188V205H189ZM193 204H194V205H193ZM201 204H203V203H201ZM201 204H200V205H201ZM209 204H211V203H209ZM220 204H221V203H220ZM222 204H221V205H222ZM132 205H133V204H130L129 207H131ZM180 205H181V206H180ZM69 206H70V207H69ZM134 206H135V205H134ZM175 206H177V204H175ZM186 206H187V205H186ZM190 206H189L188 208H187V207H186V208L189 209ZM198 206H199V205H198ZM213 206H214V205H213ZM240 206H241V205H240ZM65 207H66V208H65ZM68 207H69V209H68ZM127 207H128V206H127ZM129 207H128V208H129ZM183 207H184V206H183ZM71 208H72V209H71ZM240 208H243V205H242ZM122 209H124V208H122ZM122 209L120 210L121 212L123 211ZM181 209H182V208H181ZM181 209H179V210L177 209V211H178V212L180 211L181 213H183V212H182L183 210L181 211ZM184 209H185V208H184ZM205 209H207V208H205ZM235 209H236V207H234V210H235ZM65 210H66V211H65ZM189 210H190V209H189ZM207 210H208V209H207ZM207 210H206V211H207ZM242 210H243V209H242ZM242 210H241V211H242ZM184 211H185V210H184ZM65 212H66V213H65ZM200 212H201V211H200ZM234 212H235V211H234ZM118 213H119V211H118ZM175 213H176V212H175ZM175 213H174V214H175ZM56 214H57V216H56ZM70 214H71V215H70ZM179 214H180V213H179ZM67 215H68V216H67ZM69 215H70V216H69ZM117 215H120V213L117 214ZM124 215H125V214H124ZM203 215H205V214L202 213V216H203ZM121 216H122V215H121ZM197 216H198V215H197ZM216 216H219V217H220V214H219V215H216ZM67 217H68V218H67ZM203 217H204V216H203ZM203 217H202V218H203ZM205 217H207V216H205ZM212 217H213V216H212ZM186 218H187V216H186ZM207 218H208V217H207ZM207 218H205V221H206V223L208 224V223H210L209 221H211L212 219H211V220H207ZM61 219H63V220H61ZM208 219H210V218H208ZM217 219L219 220L220 218H217ZM258 219H259V221H260V218H258ZM162 220H163V219H162ZM218 220H215V221L218 222ZM66 221H65V222H66ZM207 221H208V222H207ZM213 221H214V219L211 221V223H210V227H211V224H213ZM219 221H220V220H219ZM55 222H56V221H55ZM65 222H64V223H65ZM163 222H164V220H163ZM217 222L214 223V224H216V225H215L216 228H217ZM257 222H258V221H257ZM75 223H76V222H75ZM200 223L202 224V222H200ZM200 223H199V224H200ZM206 223H203L202 225L205 224V225H204V227H205V226H206ZM154 224H153V225H154ZM199 224H198V225H199ZM201 224H200L199 226H201ZM214 224H213V225H214ZM259 224H260V222H259ZM213 225H212V227H213ZM260 225H261V224H260ZM56 226H57V225H56ZM158 226H160V225H158ZM158 226H157V227H158ZM162 226H163V225H162ZM207 226H209V224H208ZM152 227L154 228V226H152ZM152 227H151V228H152ZM197 227H198V226H197ZM197 227L195 226L194 229L197 228ZM212 227H211L210 229H211V230H214L215 228H214V227L212 228ZM54 228H55V227H54ZM54 228L51 227V229H54ZM200 228H201V227H200ZM200 228H199V229H200ZM202 228H203V226H202ZM202 228H201V229H202ZM205 228H206V227H205ZM51 229H50V234H51L52 231H54V233L56 232L55 229H54V230H51ZM129 229H131L130 232H128ZM161 229H162V228H161ZM190 229L192 230L193 228H190ZM194 229H193V231H192L193 233H191V235H193V234L196 232L197 234H194V235H196V236L198 235V236L195 237V238H199V237H200V239H202L203 237L201 238V234H200L201 231L199 232V229H196V230L198 231V232H197V231H194ZM201 229H200V230H201ZM203 229H204V228H203ZM203 229H202V231H203ZM48 230H49V229H48ZM118 231H119V230H118ZM120 231H121V230H120ZM120 231H119V232H120ZM185 231H186V230H185ZM206 231H207V230H206ZM116 232H117V231H116ZM183 232H184V230H183ZM183 232H182L181 234H182V236H184V237L182 238V236L180 235V236H181V239L184 240V238H185V240H186L185 243L190 242L191 240L188 241V237H187L188 234H186V235L184 234V235H183ZM209 232H211V231H209ZM209 232H208V233H209ZM215 232H217V231H215ZM215 232H214V233H215ZM263 232H264V231H263ZM52 233H53V232H52ZM54 233H53V235L51 234L50 240H49V238L47 239V240H48L47 245H49L50 247H54V246L59 242V234L56 232V233H55V236H54ZM151 233H153V234H151ZM188 233H190V231H189ZM198 233H199V234H198ZM212 233H213V231H212ZM214 233H213V235H216V233H215V234H214ZM217 233H218V232H217ZM260 233H262V230L260 231ZM123 234H126V233H123ZM191 235H189V236H190V238L192 239V242L194 243L195 240H193V236H191ZM199 235H200V236H199ZM213 235H212V236H213ZM250 235H251V234H250ZM262 235H263V234H262ZM262 235H261V236H262ZM49 236H50V235H49ZM53 236H54V237H53ZM159 236H160V235H159ZM210 236H211V234H210ZM261 236H260V237H261ZM161 237H163V235H161ZM165 237H166V236H164V238H165ZM213 237H214V236H213ZM213 237H212V238H213ZM190 238H189V239H190ZM195 238H194V239H195ZM116 239H117L118 241H117ZM127 239H129V237H128ZM165 240H166V239H165ZM203 240H204V239H203ZM160 241H161V240H160ZM198 241H199V240H196V242H198ZM204 241H205V240H204ZM224 241H225V240H224ZM192 242H190L189 244H191ZM201 242H202V241L200 240L199 243L201 244V247H202V245H205V244L207 245V243L203 242V243H204V244H203V243H201ZM103 243H104V241H103L102 243H100V244L102 245ZM163 243H165V246H166V243H167V247H165ZM183 243H184V241H183ZM185 243H184V247L186 246ZM199 243H197V244H199ZM136 245H137V246H138V245H140V246L143 245V246H142V247H139V249H138V248H134V247H136ZM144 245H146V246L144 247ZM190 246H192V244H191ZM194 246H197V247H198V245H196V244L194 245V244H193V246H192V247H189V249L191 248V249L193 250V247H194ZM197 247H195V250H196V251H197V249H196ZM186 248L188 249V246H186ZM55 249H57V247H56ZM55 249H53V250H55ZM200 249H201V248H200ZM200 249L198 248V251H199ZM53 250H52V251H53ZM188 251H189V250H187V254H188ZM198 251H197V252H198ZM190 252H191V251H190ZM192 253H193V252H192ZM190 255H191V254H190ZM193 256H196V255L193 254ZM158 257H159V258H158ZM65 258H66V257H65ZM170 258H171V259H170ZM187 258H188V257H187ZM57 260H60V262L65 261L63 255H62V257H58ZM144 260H145V259H144ZM144 260H143L142 262H145V263H146V262H149L150 264H152V263L149 261V259H147V260H145V261H144ZM152 260H154V259H152ZM152 260H151V261H152ZM161 260H159V261H161ZM169 260H170V261H169ZM162 261H161V262H162ZM163 262H162V263H163ZM145 263H144V264H145ZM162 263H160V264H162ZM101 264H110V263L107 261L106 257H104V258H102V260H101ZM153 264H154V263H153ZM163 264H165V263H163ZM166 264H167V262H166Z\"/></svg>",
    "mask_w": 264,
    "mask_h": 264
}]
</instances>
